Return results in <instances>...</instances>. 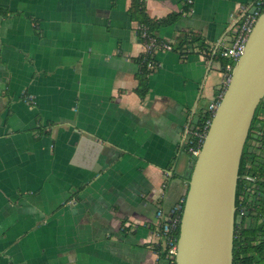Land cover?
I'll return each mask as SVG.
<instances>
[{
    "label": "crops",
    "instance_id": "crops-1",
    "mask_svg": "<svg viewBox=\"0 0 264 264\" xmlns=\"http://www.w3.org/2000/svg\"><path fill=\"white\" fill-rule=\"evenodd\" d=\"M249 0H0V264H169L157 211L187 192V128L224 91L230 44ZM177 13L144 43L133 14Z\"/></svg>",
    "mask_w": 264,
    "mask_h": 264
},
{
    "label": "water",
    "instance_id": "water-1",
    "mask_svg": "<svg viewBox=\"0 0 264 264\" xmlns=\"http://www.w3.org/2000/svg\"><path fill=\"white\" fill-rule=\"evenodd\" d=\"M264 98V10L191 159L175 264H233L236 188L256 109Z\"/></svg>",
    "mask_w": 264,
    "mask_h": 264
},
{
    "label": "built area",
    "instance_id": "built-area-1",
    "mask_svg": "<svg viewBox=\"0 0 264 264\" xmlns=\"http://www.w3.org/2000/svg\"><path fill=\"white\" fill-rule=\"evenodd\" d=\"M192 3L193 0H188ZM264 0H249L242 3L239 6V10L235 14L231 25V40L230 44L226 45L224 42L210 43L209 45H196L194 49L196 52L203 54L205 57H227L228 61L225 63V85L224 90L227 87L234 66L243 53L248 37L253 30V27L263 12ZM139 35L144 43L143 55H151L152 60L149 62V67L156 69L157 60L155 54L161 49H173L176 47L175 41L163 39L157 35H151L148 26L146 24L139 23L138 25ZM224 92V91H223ZM221 92L218 97L209 103L207 111L204 115V120L197 127L187 128L185 131V137L188 144V153L193 159L199 154L207 131L212 121V117L217 109V106L223 95ZM248 148L251 158L255 155H264V138L261 134L255 131L249 136ZM251 163V162H250ZM252 164V163H251ZM264 176H261L253 169L245 172L243 177L242 192L239 196V203L236 204L235 209V229L234 237L239 236L241 230L239 226L242 224V220L245 217V224L249 222L251 211L257 212L256 208H262L263 195H264ZM185 197L176 203L169 211H164L159 208L157 211V217L159 220V226L157 229V238L159 243L162 244V248L166 251V256L169 259H174L178 251V239L180 233V224L182 211L184 206ZM258 224L264 223V211L258 213ZM262 237L259 234L258 239Z\"/></svg>",
    "mask_w": 264,
    "mask_h": 264
},
{
    "label": "trees",
    "instance_id": "trees-1",
    "mask_svg": "<svg viewBox=\"0 0 264 264\" xmlns=\"http://www.w3.org/2000/svg\"><path fill=\"white\" fill-rule=\"evenodd\" d=\"M263 10H264V5H263ZM132 12L137 17L139 23L146 24L148 26V30L151 35H157L155 33L156 29H159L160 26L164 24L171 23L178 16L177 13H174L160 20H152L145 12L144 6L142 5L141 2L135 3V9H133ZM150 60H152L151 55L144 56L142 54L138 58L140 71L138 74L139 84L136 90L139 92L141 96H144L147 93L148 77L155 70L149 67ZM243 159L245 160L244 152L241 158L240 169H239V174L241 175L244 172ZM242 184H243V178L240 176L236 188L237 205L240 199L239 196L242 192ZM263 188H264V183H263ZM262 200H263L262 208H256L257 212L251 211L250 219L247 224H245L246 218L245 217L243 218L242 224L239 226L241 232L239 236L235 235L234 237L233 264H264V223L258 224L257 222L258 213L264 211V195ZM259 234L262 235L260 240L258 239ZM159 252L161 258H167L169 264H175L174 259H169L166 256L165 249L161 248L159 249Z\"/></svg>",
    "mask_w": 264,
    "mask_h": 264
},
{
    "label": "flooded vegetation",
    "instance_id": "flooded-vegetation-1",
    "mask_svg": "<svg viewBox=\"0 0 264 264\" xmlns=\"http://www.w3.org/2000/svg\"><path fill=\"white\" fill-rule=\"evenodd\" d=\"M259 105L256 109V113H255V116H254V119H253V122L250 128V132H249L247 142L244 147V151H243L245 155V160L243 159V166H244L243 171L244 172L242 173V175L239 174L238 180L240 179V176L243 178L245 175V172L250 171V169H253L261 176H264V155L257 154L252 159L249 153V148H248V139L253 131H255L258 134H261L264 138V116L263 115L259 116V114H257L258 109H259V112L260 110L264 112V102H261Z\"/></svg>",
    "mask_w": 264,
    "mask_h": 264
},
{
    "label": "rangeland",
    "instance_id": "rangeland-1",
    "mask_svg": "<svg viewBox=\"0 0 264 264\" xmlns=\"http://www.w3.org/2000/svg\"><path fill=\"white\" fill-rule=\"evenodd\" d=\"M262 102H264V99L262 100ZM259 106H260V105H259ZM257 114H259V116H261V115L264 116V112H263L262 110H260V112H259V109H258V111H257Z\"/></svg>",
    "mask_w": 264,
    "mask_h": 264
}]
</instances>
